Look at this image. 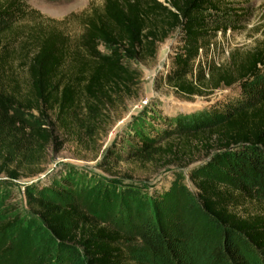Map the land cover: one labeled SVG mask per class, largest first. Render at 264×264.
Here are the masks:
<instances>
[{
	"label": "trees",
	"instance_id": "16d2710c",
	"mask_svg": "<svg viewBox=\"0 0 264 264\" xmlns=\"http://www.w3.org/2000/svg\"><path fill=\"white\" fill-rule=\"evenodd\" d=\"M246 13L232 0H102L55 21L26 0H0V175L12 181L35 177L52 146L59 151L69 139L88 146L106 133L112 110L138 95L141 73L132 64L153 59L176 33L156 89L167 86L189 100L219 89L237 95L162 120L153 106L120 137L124 146L114 143L112 150L125 161L160 168H187L195 154L221 165L228 183L195 170L189 175L195 209L222 229V254L234 258L228 243L234 237L264 262V204L259 187L247 184H264V26L257 44L233 50L225 64L208 57L217 34L242 26ZM74 20L79 31L73 35L64 25ZM32 112L35 125L18 115ZM105 160L111 164L107 171L117 165ZM114 191V223L123 228L100 223L77 203L61 205L43 195L30 199L31 218L57 244L55 264H133L122 247L128 232L162 263L176 261L172 234L132 214L121 184ZM18 219L0 222V232Z\"/></svg>",
	"mask_w": 264,
	"mask_h": 264
},
{
	"label": "rangeland",
	"instance_id": "374dc122",
	"mask_svg": "<svg viewBox=\"0 0 264 264\" xmlns=\"http://www.w3.org/2000/svg\"><path fill=\"white\" fill-rule=\"evenodd\" d=\"M232 1L247 10L246 20L239 28L228 29L225 34L219 32L213 40L208 57L217 65L225 64L233 50L250 49L261 40L259 28L264 26V0ZM26 2L44 17L61 21L71 13L78 14L89 9L90 5H99L102 0ZM64 30L77 34L78 21L68 22ZM176 36L175 33L160 44L153 59L132 64L141 73L138 95L126 98L123 104H118L112 110L105 126L106 133L102 131L88 146L74 139H69L59 151L52 146L42 165L43 172L35 177L12 181L0 175V222L19 217L15 224L0 232V264H55L58 255L56 242L39 219L30 216L29 201L34 196L43 195L61 205L77 203L98 218L100 223L123 228L122 224L114 223L119 203L113 193L118 189L114 191L117 184H121L132 214H137L141 219H152L177 241L174 243L176 261L162 263L141 240L128 232V240L122 247L133 264H264L234 237L228 239L230 251H236V254H232L234 258L230 254H222V229L195 209L196 190L189 175L195 170L197 175H211L222 183H228L219 170L221 165L210 164V158L195 154V162L187 168H160L153 164L125 161L112 150L114 143L116 147L124 146L120 137L138 124L137 119L153 106L160 111L162 120L237 95L238 91L219 89L210 96L189 100L175 94L170 87L156 89L155 79L169 65ZM18 115L29 125H35V112ZM105 159L115 160L117 165L107 171L105 167L111 164ZM62 182L68 186L62 187ZM247 184L259 187L256 192L264 204V184L258 181ZM253 207L247 205L245 208ZM245 208H241V211ZM77 251L76 259H81L82 252ZM216 252L222 254L221 260L216 257ZM81 263V260H77L74 264Z\"/></svg>",
	"mask_w": 264,
	"mask_h": 264
}]
</instances>
